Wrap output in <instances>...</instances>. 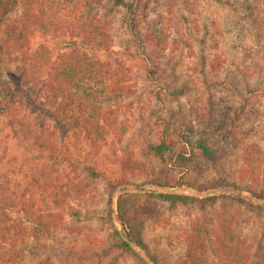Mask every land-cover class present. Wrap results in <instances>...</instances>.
Returning a JSON list of instances; mask_svg holds the SVG:
<instances>
[{
    "label": "rangeland",
    "instance_id": "374dc122",
    "mask_svg": "<svg viewBox=\"0 0 264 264\" xmlns=\"http://www.w3.org/2000/svg\"><path fill=\"white\" fill-rule=\"evenodd\" d=\"M24 1L0 0V81L19 68ZM41 1L51 16L67 8L60 0ZM120 13L110 34L113 47L126 53L134 100L117 116L120 130L111 128L98 149L72 121L62 126L37 87L23 81L13 88L22 112L57 130L60 149L54 162L19 131L7 126L0 132V177L4 171L12 178L20 223L26 225L27 205L50 211L47 231L34 226L25 235L21 263L204 264L209 257L213 264L212 253L205 256L199 247L223 228L246 238L256 253L261 244L264 249V182L243 172L242 159L251 143L264 147V0H138L134 19L141 33L147 19L160 21L155 48L136 43L121 21L126 8ZM37 24L31 47L61 51L59 39L69 36L45 34ZM221 123L227 136L215 133L213 154L206 156L195 134L207 124L218 131ZM182 134L191 140L184 143ZM162 138L173 148L163 158L151 155L147 146ZM54 178L71 193L60 205L40 187ZM120 180L131 184L126 191L139 203L132 223L146 248L138 253L116 246L119 190L112 195L114 225L107 213ZM214 184L220 186L210 189Z\"/></svg>",
    "mask_w": 264,
    "mask_h": 264
},
{
    "label": "trees",
    "instance_id": "16d2710c",
    "mask_svg": "<svg viewBox=\"0 0 264 264\" xmlns=\"http://www.w3.org/2000/svg\"><path fill=\"white\" fill-rule=\"evenodd\" d=\"M60 1L67 5L65 12L57 14V9H54L52 16L44 9L46 7H39L41 0L24 1L18 37L19 68L17 71H7L8 79L1 78L0 81V132L7 126L13 131H19L37 149L39 156L48 157L54 162H60L57 130L50 122L22 112L20 104L13 97V88L21 86L23 81L37 87L44 104L52 110L62 126L72 121L85 132V138L95 149H98L106 142L111 128L118 131L119 127L120 130L122 126L117 116L123 109L122 106L134 100L132 71L123 59L126 53L113 47L110 34V27L118 14H121V8L125 7L127 11L126 16L122 15L126 18L123 17L124 21H121L128 27L136 43L143 46L148 43L154 48L160 44V21L147 19L144 26L146 33H141L138 28L139 21L134 19L138 0ZM64 6L63 4L60 8ZM37 23L44 26L45 34L53 30L69 36L68 39H59L61 51L54 55L45 45H41L42 48L31 47V37ZM125 49L128 55L127 44ZM207 125L197 130L195 143L204 155L210 157L217 140L215 133H220V139H223L226 138L227 131L224 123L218 126V131H215V126ZM180 136L184 143L191 140L186 134ZM147 148L151 155L163 158L171 151L173 143L162 138L161 141L159 139L150 143ZM242 159L243 172L264 182V147L251 143L245 148ZM0 178V264H22L21 247L26 234L34 226L47 231L50 211L33 209V205H27L24 207L26 225H22L17 211L20 199L13 188L12 178L4 171ZM60 180L54 178L43 181L40 185L55 205L63 204L65 196L71 194ZM130 186L128 181L120 180L112 188L107 213L114 225L112 195L119 190L121 193L117 196L115 218L120 228H115L116 246L121 250L138 253L146 247L140 227L132 223L133 218L136 219L139 214V203L134 193L126 191ZM219 186L214 184L210 189L215 190ZM227 231L228 229L223 228L216 234H210L209 243L199 247L205 256L206 253H212L215 258L213 264H264L262 244L256 253L252 250V243L246 238H233V232ZM197 250L198 248L195 249ZM209 260L206 257L204 264H211ZM140 262L150 264L144 259H140Z\"/></svg>",
    "mask_w": 264,
    "mask_h": 264
}]
</instances>
